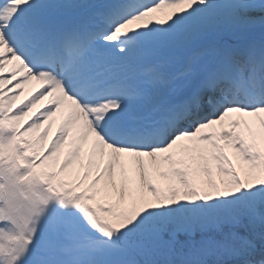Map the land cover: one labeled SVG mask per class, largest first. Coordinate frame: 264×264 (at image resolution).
<instances>
[{
  "label": "snow or ice",
  "instance_id": "6c2138e0",
  "mask_svg": "<svg viewBox=\"0 0 264 264\" xmlns=\"http://www.w3.org/2000/svg\"><path fill=\"white\" fill-rule=\"evenodd\" d=\"M0 264H264V0H0Z\"/></svg>",
  "mask_w": 264,
  "mask_h": 264
},
{
  "label": "rangeland",
  "instance_id": "374dc122",
  "mask_svg": "<svg viewBox=\"0 0 264 264\" xmlns=\"http://www.w3.org/2000/svg\"><path fill=\"white\" fill-rule=\"evenodd\" d=\"M26 92H28V91L26 90ZM20 101H21V100H18V101H16V103L19 104ZM14 107H15V105H14ZM56 126H57V123H56L55 127L53 128V131H55ZM50 136H51V135H50ZM50 136H49V138H50Z\"/></svg>",
  "mask_w": 264,
  "mask_h": 264
},
{
  "label": "bare ground",
  "instance_id": "6f19581e",
  "mask_svg": "<svg viewBox=\"0 0 264 264\" xmlns=\"http://www.w3.org/2000/svg\"><path fill=\"white\" fill-rule=\"evenodd\" d=\"M58 123H59V121H58Z\"/></svg>",
  "mask_w": 264,
  "mask_h": 264
}]
</instances>
